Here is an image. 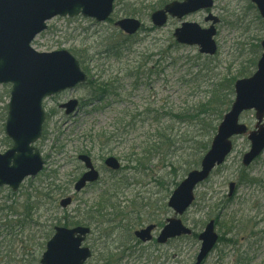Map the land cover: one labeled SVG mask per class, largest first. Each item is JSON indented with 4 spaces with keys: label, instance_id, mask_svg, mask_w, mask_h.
<instances>
[{
    "label": "rangeland",
    "instance_id": "obj_1",
    "mask_svg": "<svg viewBox=\"0 0 264 264\" xmlns=\"http://www.w3.org/2000/svg\"><path fill=\"white\" fill-rule=\"evenodd\" d=\"M159 1L166 3L172 0H115L112 20L105 22H97L82 15L55 16L47 21L46 29L32 41V47L39 52L59 49H66L71 53L72 50L79 51L83 58H76L89 81L95 86L101 81L113 82V89L108 94L100 95L93 92L89 84H80L44 98L42 105L45 120L41 136L34 143L44 160L43 170L34 177L25 178L16 192L12 193L6 187L0 189V204L15 203L20 212L19 205L28 194L33 200H39L42 208L34 213L32 225L17 235L16 238H21L20 240L16 239L12 245L5 244L8 238L5 240L3 244L7 248L0 249V261L3 258L1 254H7L8 264H18L20 258L28 264L31 256H40L44 251L42 249L35 252L36 245L47 239L45 237L50 233L51 225H61L67 220L70 221L69 225L81 224L91 228V233L83 242L93 250L92 257L86 264H101L97 259L98 252L109 256L112 264L194 263L199 250L196 235L176 238L166 244H157L153 240L138 243L132 236L133 231L140 226L150 222L164 223L167 217L172 216L166 202L175 185H170L169 182L170 187H166L164 191L146 174L142 175L140 182H136L135 179L139 178L133 179L130 173L113 176L103 164V157L111 154L123 158L130 145L134 142L137 144L142 139L141 127L135 131L118 133L116 119L120 118L122 111L141 109L149 101L155 100V95L156 99L168 96L177 104L190 99L192 90L188 88L187 83L182 84L177 79L184 74V65H204L203 60L197 59L196 46L173 44L176 42L172 32L181 21H194L206 26L203 21L205 12L198 11L180 20L170 17L165 26L153 27L149 14L159 8ZM251 5L250 0H214L211 12L220 18V22L215 36L218 50L210 65H218L222 72H234L241 65H246L252 46L260 41L258 39L264 38V24ZM136 9H139L138 13L132 12ZM121 17L136 18L141 21L142 27L134 35L126 37L113 24V21ZM111 44L117 46L116 53L105 52ZM136 65H161L164 71L149 79L144 76L134 84L135 79L129 76L128 72L134 73ZM144 82L150 83V91ZM9 90L10 85L0 84L1 153L11 146L4 133L5 119L2 120L4 113L6 117ZM71 98L79 100L78 108L74 114L65 115L59 105ZM158 104L159 102H155L153 105ZM240 121L252 128L255 124L254 112L242 113ZM102 132L118 133L114 134L115 137L105 149H102L104 138H97L98 133ZM233 144V150L225 163L197 186L193 204L180 216L182 222L197 234L217 211L216 208L211 210L209 206L213 207L226 199L229 183L237 182L240 158L248 149V141L244 136H240L234 138ZM85 151L90 153L95 167L100 171V177L97 182L82 191L73 193V178L82 168L77 155ZM152 168L151 175L154 174L155 177L165 174L159 165ZM247 171L252 176L264 175V152ZM119 178L117 183L120 188L117 186L119 189L114 202L118 203L117 211L123 215L115 216L116 213L111 207H106L102 213L94 211L98 208L101 193ZM181 179L176 180L179 182ZM57 187L66 189V194L59 197L53 195L58 198L51 203L43 201L42 197H33L38 195L39 191H52L55 194ZM64 195H73V203L63 209L58 202ZM132 198L136 201L135 206H130ZM141 198L143 202H139ZM231 198L229 206L220 209L221 217H225L230 210L237 209L238 213L247 218L258 214L254 218L256 224L252 227L254 224L249 223L245 230L240 229L238 232V227L227 233V237L235 233L233 240L218 242L202 264H264V184L261 187L241 184L233 190ZM251 202L255 204L252 206ZM144 203L149 204L141 207ZM5 215L4 212L0 216V241H3L4 233L2 224L6 225L9 219L16 218V215ZM91 215L93 218H90ZM107 219H110V223L106 222L109 221ZM222 228L215 225L219 235L223 233ZM158 231L159 228H156L154 234Z\"/></svg>",
    "mask_w": 264,
    "mask_h": 264
},
{
    "label": "water",
    "instance_id": "obj_2",
    "mask_svg": "<svg viewBox=\"0 0 264 264\" xmlns=\"http://www.w3.org/2000/svg\"><path fill=\"white\" fill-rule=\"evenodd\" d=\"M113 1L0 0V84H11L4 131L12 141L10 148L0 152V187L6 185L15 191L25 177H33L43 168L44 161L33 145L41 135L45 119L43 98L86 81V74L71 52L66 49L39 52L31 46L32 40L45 30L46 21L55 16L72 17L81 14L98 22L105 21L113 11ZM250 1L255 4L259 15L264 19V0ZM212 6L213 0H174L153 11L150 20L154 26L161 27L166 23L168 15L180 19L189 13L210 9ZM205 21H211V24L201 27L195 22H182L173 32L176 42L196 45L199 53L214 55L217 50L214 40L215 24L219 19L209 12ZM114 24L127 34L135 33L140 27V21L131 17L118 19ZM260 44L262 53L256 70L250 77L234 82V100L219 123L200 166L190 170L171 193L167 204L174 214L167 218L160 230L158 243L192 234L191 229L185 226L177 215L183 214L191 205L196 185L225 161L232 150L234 136L246 134L249 141V149L241 157L243 166H249L264 151V39ZM76 106V99H69L61 104L65 114L72 113ZM249 109H254L256 118V123L250 130L239 121L240 114ZM78 159L88 170L76 181V191L98 178V172L88 155L80 154ZM104 163L111 169L119 168V162L113 156L107 157ZM233 188L234 183L231 182L229 195L232 194ZM70 203L69 196L59 202L61 207ZM153 228L154 225L150 224L136 230L134 235L146 242L152 238ZM88 232L89 228L83 226H55L54 233L46 242L45 250L41 254L40 264H83L91 254L88 247L82 246ZM198 239L201 243L194 264H200L217 242L218 234L214 230V220L206 223L198 234Z\"/></svg>",
    "mask_w": 264,
    "mask_h": 264
},
{
    "label": "trees",
    "instance_id": "obj_3",
    "mask_svg": "<svg viewBox=\"0 0 264 264\" xmlns=\"http://www.w3.org/2000/svg\"><path fill=\"white\" fill-rule=\"evenodd\" d=\"M163 4L164 1L158 2L159 7ZM132 12L138 13L139 9ZM262 23L264 24L263 21ZM173 44L177 45L176 43ZM116 48V45L111 44L107 47L105 52L114 51V53H116L118 49ZM72 52L75 56L80 57V59L83 58L79 51L72 50ZM259 52L260 46L257 42L251 48L250 57L246 61V65H241L234 72L229 70L222 72L219 70L218 65H210L214 57L197 54V59L203 60L204 65H184L186 67L184 74L177 79V81L182 84L183 82L187 83L188 88L192 90L193 93L190 99L183 100L177 104L170 100L168 96L156 99V95L154 96V94L157 93L154 92L153 96L156 101H149L141 109L134 108L132 112L122 111L120 118L116 119V130H119L118 133L135 131L138 127H141L143 135L142 139L139 140L137 144L134 142L130 145L128 152L121 158L124 163L121 166L120 173L122 175L123 173H130L131 176L134 177L133 179L139 178L135 179L136 182H140V180H142L141 178H143L142 175L146 174L149 179L157 182L165 191L166 187H170L171 183L175 186L178 184L177 178H183L189 170L198 167L201 157L209 147L211 138L216 131L219 121L233 101L234 81L239 77L249 76L253 73L256 67V61L259 57ZM171 66L176 67L177 65ZM135 68L134 73L128 72V75L135 79L136 83L134 84H137L144 76L146 79H149L154 75L159 76L160 72L164 71V67H161V65H136ZM144 83L150 91V83ZM88 84L93 92L99 93L100 95L103 93L108 94L111 92L110 90L113 89V82L107 83L106 81H101L95 86L88 80ZM155 102H159V104L153 105ZM4 119L5 113L2 116V120ZM118 133H98V139H101L99 137L104 138L105 143L102 144V149H105V146L109 145L112 138L115 137L114 134ZM7 142L10 141L7 139ZM156 165L161 166L164 171L162 173L165 174L159 177H155L154 174L151 175L153 173L152 167ZM119 180L120 178L101 193L98 208L94 211L102 213L106 207H111L116 213L115 216L123 215L121 212L117 211L116 204L118 203L115 204L114 202L117 190L120 188L117 183ZM241 184L261 187L264 184V175L252 176L249 171L240 167L237 177V188ZM117 186L119 188H117ZM123 188H125V185ZM123 190L124 189H122V192ZM65 193L66 189L57 187L55 194H53L52 191L45 193L39 191L38 195L33 197H42L43 201L51 203L52 200H56V198ZM53 195L58 197L54 198ZM142 198L139 199V202H143ZM33 199L34 198L26 194L24 202L19 205V207L21 206L20 212L16 208L15 203L11 205H6L5 203L0 204V216L4 214V212L6 214L5 216L16 215V218L9 219L6 225L2 224L4 233L3 235L1 234L3 236V241H0V249L7 248L5 244L10 243L12 245L13 241H16L17 235L21 234L20 232H23L26 227L32 225L31 222L34 213L42 208V206L39 205V200ZM231 201L232 198H226L213 207L209 206L211 210L214 208L217 209L212 217L216 225L223 227V233L219 241H232L233 237H235V233L230 234L229 237H227V233L232 232L238 227V232H240V229L245 230L249 223L254 224L252 227L256 224L254 218L258 214H256L255 217L248 216L247 218L244 217V214L238 213L237 209L230 210L229 213L222 218L219 213L220 209L228 207ZM130 203V206H135L136 201L132 198ZM148 204L149 203H144L141 207L147 206ZM254 204V202H251L252 206ZM163 205L165 206V204ZM90 218H93V216L91 215ZM107 220L109 221L106 222L110 223V219ZM138 220L140 219L138 218ZM69 222L70 221L66 220L62 224L68 225ZM53 225L50 227V233H46L47 237L45 238L48 239ZM41 238L43 237L41 236ZM20 239L21 238L17 240ZM5 240H7L6 243ZM44 245V240H42L41 243H37L35 252H40L44 248ZM26 250H28V248H26ZM1 255L3 258H1L2 261H0V264H8L6 262V256L8 255ZM20 256L22 257L23 255L20 254ZM20 259L18 264H25L24 259ZM108 259L109 258H107V260ZM28 264H39V256H31V260Z\"/></svg>",
    "mask_w": 264,
    "mask_h": 264
},
{
    "label": "flooded vegetation",
    "instance_id": "obj_4",
    "mask_svg": "<svg viewBox=\"0 0 264 264\" xmlns=\"http://www.w3.org/2000/svg\"><path fill=\"white\" fill-rule=\"evenodd\" d=\"M82 171H83V168L81 169ZM142 227V226H141ZM154 232H155V230H154ZM153 232V233H154ZM153 241H154V239H153ZM171 241V240H170ZM169 242V241H168ZM122 245H124V244H122ZM92 254H93V250H92ZM92 257V256H91ZM90 257V258H91ZM107 257H106V254L105 253H99L98 255H97V259L100 261V263L101 264H112L111 263V261H110V263H107V259H106ZM87 262V261H86ZM86 262L84 263V264H86Z\"/></svg>",
    "mask_w": 264,
    "mask_h": 264
}]
</instances>
